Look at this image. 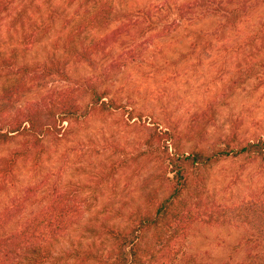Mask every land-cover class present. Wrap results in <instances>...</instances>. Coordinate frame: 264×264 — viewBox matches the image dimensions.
<instances>
[{"label": "trees", "instance_id": "trees-1", "mask_svg": "<svg viewBox=\"0 0 264 264\" xmlns=\"http://www.w3.org/2000/svg\"><path fill=\"white\" fill-rule=\"evenodd\" d=\"M182 1L168 21L160 18L164 1L153 11H117L113 0H44L41 12L34 10L35 0H0V18L19 7L15 20H22L31 8L42 20V37L57 27L64 30L42 61L0 59V146L13 145L0 156V264H264V200L216 206L204 197L207 172L220 162L264 163V136L240 140L235 130L219 132L211 105L184 124L167 120L166 127H155L136 156L124 154L111 165L112 174L131 165L148 172L149 187L138 203L106 208L103 219L85 222L88 209L65 191L52 192L26 219L22 202H2L15 186L18 163L45 155L46 141L58 139L64 123L124 107L111 96V85L155 40L169 37L181 22L214 17L223 19L216 34L222 40L249 9L241 0ZM80 67L91 76L74 77ZM198 223L245 229L231 258L206 263L181 253ZM75 228L92 241L64 250L60 240Z\"/></svg>", "mask_w": 264, "mask_h": 264}, {"label": "rangeland", "instance_id": "rangeland-1", "mask_svg": "<svg viewBox=\"0 0 264 264\" xmlns=\"http://www.w3.org/2000/svg\"><path fill=\"white\" fill-rule=\"evenodd\" d=\"M43 12L44 0H35ZM67 1V0H63ZM165 2L161 19L170 21L182 0H113L114 9L153 11ZM248 14L225 39L218 40L219 17L180 23L169 37L155 40L141 58L125 67L111 85V96L124 107L111 114L78 117L64 123L58 139L46 141L47 153L18 163L15 186L2 202H22V219L36 213L54 191H65L88 209L85 222L107 216L106 208L138 203L149 187L148 172L134 165L112 174L111 165L133 158L143 139L167 120L184 124L195 112L212 106L219 132L235 130L240 140L264 136V0H241ZM16 7L0 18V59L14 55L18 61H42L54 52L64 30L57 27L42 37V20L31 14L15 20ZM218 32V36H216ZM200 39H196L199 38ZM91 76L80 67L73 76ZM55 83L53 86H58ZM114 146L119 150L116 152ZM13 145L0 146L5 156ZM204 197L213 205L233 206L247 200H264V163L245 165L227 159L207 172ZM14 201V202H15ZM237 223L193 226L181 253L202 262L231 258L244 236ZM88 233L75 228L60 240L64 250L91 242ZM100 245V240H95ZM77 246V247H78ZM233 257V256H232Z\"/></svg>", "mask_w": 264, "mask_h": 264}]
</instances>
